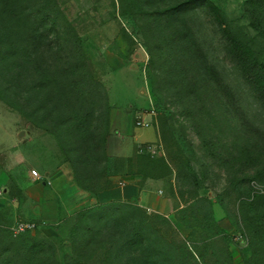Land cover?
<instances>
[{
	"label": "rangeland",
	"instance_id": "rangeland-1",
	"mask_svg": "<svg viewBox=\"0 0 264 264\" xmlns=\"http://www.w3.org/2000/svg\"><path fill=\"white\" fill-rule=\"evenodd\" d=\"M127 119L168 210L92 203ZM0 264H264V1L0 0Z\"/></svg>",
	"mask_w": 264,
	"mask_h": 264
},
{
	"label": "crops",
	"instance_id": "crops-1",
	"mask_svg": "<svg viewBox=\"0 0 264 264\" xmlns=\"http://www.w3.org/2000/svg\"><path fill=\"white\" fill-rule=\"evenodd\" d=\"M128 119L126 120L127 123L125 124L124 128L120 130L121 132L117 131L114 133V138L116 139L114 140L113 146L111 147V160L118 158H130L133 156L135 148L140 147L141 149L147 145L154 144L158 140L157 132L156 138L154 140H150V136L147 138H142V133L138 132L140 128H135L132 124L129 125L130 120ZM123 133L124 135H122ZM125 136L129 139V141H123L125 140ZM116 179L120 181L119 186L101 190L94 196V198L92 199V203L96 202L100 204H108L111 202L136 201L140 207L146 208L149 211L156 212L161 210H168L171 199H166L165 197L160 196V193L165 192L166 189L165 181H163L164 178L157 180L147 179L142 187L138 186V181L140 179L138 176L118 175L116 176ZM85 205V201H76V203L66 205V208H69L71 206H73L74 208H77L76 206L84 207Z\"/></svg>",
	"mask_w": 264,
	"mask_h": 264
},
{
	"label": "trees",
	"instance_id": "trees-1",
	"mask_svg": "<svg viewBox=\"0 0 264 264\" xmlns=\"http://www.w3.org/2000/svg\"><path fill=\"white\" fill-rule=\"evenodd\" d=\"M264 1V0H262ZM215 9L216 14H219L217 8L213 7ZM232 43H235L233 40H231ZM238 44L236 43L235 46ZM240 47H238L239 49ZM243 65L246 67L248 72H260L262 69V66L258 64L257 62H254L246 57L240 58ZM87 120V118H84ZM144 148V147H143ZM141 148V149H143ZM144 151L141 150V154H136L133 157L130 158H118L116 160L120 161V167L123 171H119V167L116 166L112 170L113 176H138L140 179L138 181V186L142 187L144 185V182L147 179H161L164 176L161 174V170L169 169L167 161L164 159H158L153 157L150 154L143 153ZM119 171V172H118ZM34 251H39L43 248V245L41 241H35V243L32 245Z\"/></svg>",
	"mask_w": 264,
	"mask_h": 264
},
{
	"label": "built area",
	"instance_id": "built-area-1",
	"mask_svg": "<svg viewBox=\"0 0 264 264\" xmlns=\"http://www.w3.org/2000/svg\"><path fill=\"white\" fill-rule=\"evenodd\" d=\"M138 125L142 126L143 123H138ZM32 174L36 179L41 178V175H39L36 171H33ZM36 228H37V225L35 223L21 222L16 225L14 231H15V234L17 235L19 233H24L26 231H34Z\"/></svg>",
	"mask_w": 264,
	"mask_h": 264
},
{
	"label": "water",
	"instance_id": "water-1",
	"mask_svg": "<svg viewBox=\"0 0 264 264\" xmlns=\"http://www.w3.org/2000/svg\"><path fill=\"white\" fill-rule=\"evenodd\" d=\"M26 131H21L20 133H19V135H18V138L19 139H22V138H24L25 136H26ZM24 141L26 142V140L24 139Z\"/></svg>",
	"mask_w": 264,
	"mask_h": 264
}]
</instances>
